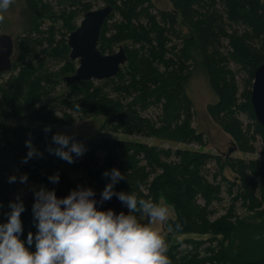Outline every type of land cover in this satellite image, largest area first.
<instances>
[{
  "label": "trees",
  "instance_id": "1",
  "mask_svg": "<svg viewBox=\"0 0 264 264\" xmlns=\"http://www.w3.org/2000/svg\"><path fill=\"white\" fill-rule=\"evenodd\" d=\"M155 1L160 0H21L28 23L16 47L14 41L11 71L0 74V119L6 121L0 122V222L19 197L25 205L20 238L36 232L34 195L19 194L23 184L8 183L12 175L27 174V184L69 192L78 186L70 168L101 193L110 182L103 172L117 168L126 176L116 184L117 192L158 204L163 199L173 208L175 217L165 224L171 264H264V238L253 244L251 253L231 254L228 249L245 228V216H264V162L235 158L233 150L215 155L181 148L207 145L205 134L193 127V102L186 92L199 59L218 98L207 108L209 117L230 136L235 150L255 154L259 143L264 156V127L251 104L254 73L264 63V0H165L171 10L159 9ZM100 4L112 6L113 12L98 48L111 55L123 47L127 62L114 78L64 85L78 66L69 59L68 35ZM57 107L61 119L54 114ZM75 116H102V131L157 143L110 138L83 143L87 151L69 164L44 154L45 137L56 147L52 131L21 125H70ZM29 138L43 156L25 164ZM225 170L234 174V181ZM57 173L59 182L52 184L48 177ZM226 197L230 205L220 215ZM238 208L244 212L239 214ZM177 222L182 225L178 231ZM173 236L189 238L177 242Z\"/></svg>",
  "mask_w": 264,
  "mask_h": 264
},
{
  "label": "clouds",
  "instance_id": "2",
  "mask_svg": "<svg viewBox=\"0 0 264 264\" xmlns=\"http://www.w3.org/2000/svg\"><path fill=\"white\" fill-rule=\"evenodd\" d=\"M11 4L12 0H0V14ZM51 131V126L43 128L45 134ZM52 142L56 147L49 146L47 151L69 164L87 151L82 142L65 134H53ZM25 147L27 152L22 163L43 156L31 138L25 141ZM103 176L109 177L110 182L101 191L99 201L94 199L92 188L79 185L63 198L57 197L55 189H33L31 210L36 232H28L24 240L20 237L25 205L19 197L10 202V211L4 213L6 220L0 222V264H171L168 243L152 227L154 223L168 221L169 208L139 199L135 193L117 192L116 184L126 179L117 168L105 170ZM59 179L58 173L48 177L52 184H57ZM27 181V174L8 178L10 184H26ZM114 196L126 206L128 215L116 214L112 209L98 210V204ZM137 212L147 215L146 224L138 222ZM181 228L177 222L175 230Z\"/></svg>",
  "mask_w": 264,
  "mask_h": 264
},
{
  "label": "rangeland",
  "instance_id": "3",
  "mask_svg": "<svg viewBox=\"0 0 264 264\" xmlns=\"http://www.w3.org/2000/svg\"><path fill=\"white\" fill-rule=\"evenodd\" d=\"M12 6L6 12L2 13L3 19L0 20V34L10 35L14 41L21 36L25 32V27L27 25L28 15L25 11V6L22 4L21 0H13ZM156 6L159 9H167L171 10L172 6L165 0L155 1ZM105 5L100 4L95 10L103 8ZM80 24V21L79 23ZM17 42L15 41V47L17 46ZM116 50L115 52H117ZM13 60V57H12ZM78 64L77 62H75ZM78 67V66H77ZM9 77L5 76L2 79L7 80ZM66 83H64L65 85ZM187 94L191 98L193 102V111H194V121L193 127L197 129L198 132H202L205 134L207 145L205 147H200L198 145H190V146H181V148H187L195 151L207 152L215 155H222L232 151V156L235 158H243L247 160H257L259 162H264V156L261 154V145L258 143V150L255 154H244L237 150H235L234 144L230 136L226 135L221 128L209 117L207 113V108L209 105H212L217 102L218 98L214 94L209 78L207 75V71L199 61L196 60V65L192 70V75L189 80L186 89ZM55 116L59 119L62 117L61 108H56L54 112ZM242 121L245 124L249 123V120L246 115L241 116ZM6 122L3 119H0V122ZM3 122V123H4ZM104 122V118L102 116H90L87 118H77L75 116V120L72 124L66 125L62 122L51 123L44 125L40 122L35 123H26L21 122V125L24 127H29L30 129H41L45 126H51L52 132L54 134L61 133L68 135L73 138L76 142H82L84 144L88 142H97L104 138H110L114 140H123V141H135L147 144H154L157 141L145 139L141 136H127L123 134H113L109 132L102 131L100 126ZM12 124H17V122H8ZM72 141H70L71 143ZM45 149L44 154L47 151V148L50 144V141L47 137H45ZM166 147H169L167 144ZM70 178L76 182L79 186H87L86 181L83 179L82 175L77 173L75 170L68 168L67 169ZM225 176L230 180L234 181L235 176L229 170H225ZM40 187H44L40 184L35 183H26L20 187L19 194L23 196H27L33 193L34 190H39ZM160 205L167 206L169 208V219H173L175 217L174 210L171 206L167 205L165 201L162 199L159 203ZM230 200L229 198H225L224 203L219 206L220 215L224 213V209L229 207ZM239 214L243 213L242 209H239ZM245 216V215H244ZM168 219V220H169ZM138 222L141 224H146L148 222V217L146 214H142L137 218ZM245 224L240 230L236 233V237L233 242L228 245L229 252L231 254L243 253L246 252L251 253V248L255 242H260L261 239L264 238V216L263 218H256L252 215H248L244 217ZM166 222H157L152 225L154 229H157L164 238L168 237V231L165 227ZM258 230V233L249 232L251 229ZM250 229V230H249ZM191 237L195 239H208L209 237H199L196 235H192ZM189 238L187 236H173L171 239L173 241L180 242L183 239ZM252 255V254H251ZM249 257V256H248ZM253 257V256H251Z\"/></svg>",
  "mask_w": 264,
  "mask_h": 264
},
{
  "label": "water",
  "instance_id": "4",
  "mask_svg": "<svg viewBox=\"0 0 264 264\" xmlns=\"http://www.w3.org/2000/svg\"><path fill=\"white\" fill-rule=\"evenodd\" d=\"M113 12L110 5L92 10L84 14L78 28L68 35L67 44L70 49L69 59L78 63L73 75L64 78L67 86L86 81H103L117 76L121 67L127 62L126 51L120 47L111 55H104L98 46L102 28ZM14 54V40L10 35L0 34V74L11 71ZM251 104L257 122L264 127V63L254 73L251 90ZM85 188H91L85 186ZM93 189V188H92ZM94 190V189H93ZM58 198L66 197L69 192L56 188ZM94 199L100 200V193L94 190ZM98 210L112 209L116 214H129L128 209L115 196L97 205Z\"/></svg>",
  "mask_w": 264,
  "mask_h": 264
}]
</instances>
